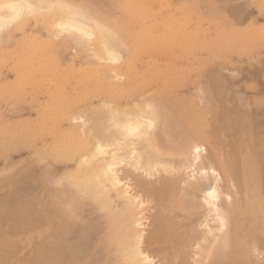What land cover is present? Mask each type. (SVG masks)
<instances>
[{
    "label": "rangeland",
    "instance_id": "1",
    "mask_svg": "<svg viewBox=\"0 0 264 264\" xmlns=\"http://www.w3.org/2000/svg\"><path fill=\"white\" fill-rule=\"evenodd\" d=\"M46 1H50L51 3L53 1L56 2V0ZM62 1L71 3L75 7V10L82 12L85 16L95 17L110 29L114 37H116V43L119 40L120 44H122V49L118 51L123 60H117V63L115 61H110L109 63L107 61L109 59L106 60V42L103 38L104 36H100L101 33H99L100 35L96 33L95 36L87 41V44H85V41L83 46L85 47L86 45L87 48H83L81 44L80 46H78L79 44L74 45L75 43L72 40L69 41L68 34L65 35L63 33L65 38L61 33L58 36V29L54 25L56 19L61 15V10H59L57 4H52V9L49 8V11H47L48 9L44 11L42 9V12L40 10L39 13H37L38 11L30 13L25 18L17 21L18 23L15 22L14 26L1 31L0 186L2 185L4 187H0V189H3V191L2 189L0 190V196H8V198L1 197L0 203L2 202L4 205L6 203L7 205L14 203L13 198H10L9 194L15 193L17 190L16 192H20L18 194L23 196L18 200H21V204H23L22 200H24V203L27 204L28 201V204L33 205L34 213L31 214L32 216L30 215L28 221L25 222V226L23 224L24 227H22V222L18 223L17 221L20 222L23 219L21 217L17 218L15 215H12L14 216L12 218L10 215L12 210L9 214H6L10 208L7 210L6 205L2 206L0 204L2 206H0V221L3 216L4 220L2 219V223H4L6 218H10L8 220L6 219L4 226L2 223L0 224V246H8L13 250L10 254H5V261H2L0 264H43L44 262L40 261L39 252L42 248L48 246H56L60 248L58 250L65 252L70 251L71 260L67 264H127L123 261L122 254L120 256L119 254L117 255L113 251V248L115 246L118 248V243L121 244L119 246L125 247V232L133 231L132 229L134 227L132 224L136 220L128 211L122 210L121 202L123 199H120L114 190L110 191V194L113 193L112 197L109 198L107 196L106 198L103 195L99 196V190H97L96 186L88 185L86 193L84 194L82 192L84 198L76 197L75 200L68 198L66 202L69 205L68 214L71 219L67 218L71 224L70 227L66 226L60 232V230L54 229L50 224L49 215L45 210H50L49 207L55 209V206L51 207L54 200L49 197L51 196L49 187L56 188L58 186L57 180L61 175H72L81 181L93 168L100 167L103 164L104 158L106 159L108 156H96L97 148L94 150V147L102 143H104L102 147L105 146L108 148V151L113 150L114 147H107L105 139L103 141L100 139L102 143L99 144L101 141L97 139L98 136L96 134H99L100 131H96L98 127L96 128L97 124L95 122L97 121L98 123V120H107L110 113L108 115L106 113L110 112V110L116 112L121 111V114L138 113L140 115V110L147 103H152V108L154 107L155 110H160L161 117L159 115L156 119V123L158 124L157 133L161 135V128L164 127L163 141L159 139V145L164 147V140L167 139L169 134L175 132L180 127L176 118V112H178L177 109L179 110V106L185 108L184 110L195 115V117H198V114L203 110L201 116L207 119L209 115H207L206 106L203 105L206 102L202 101V98L205 95L204 93L209 91L207 87L210 83L213 85L216 79L215 84L218 82L216 85L218 88V95H216L218 100L215 103L221 105L217 109L219 110L221 107L223 110L226 109L224 110L226 114H229V116L233 115L232 117L230 116V121L225 117L223 127L228 133H230L229 129L231 131L236 130L235 132H231L234 134L228 137V142L233 137L232 135H235L232 139L233 141L238 139L242 141L237 143L239 142L238 140L236 145L240 144L239 148L237 149L238 146L235 145L236 149L233 148V150L234 152H237V150L240 151L237 152V155H240L241 158L242 154H246L247 157H251L252 162L254 161L257 164L259 184L264 189V181L262 180L264 179V173L259 170V167L261 169L259 161H264V113H262L264 111V0ZM2 35L3 37H1ZM242 38L243 40H241ZM98 40H101L100 43L105 47L101 46ZM117 44L115 45L116 49H120V44L119 46ZM75 46L80 50L81 48L85 50L80 51ZM73 49L77 50L74 51ZM113 70H116V72H113ZM207 76L213 77L208 78ZM207 78L209 83L207 82ZM206 82L208 85H206ZM151 83H154L152 84L154 87L149 85ZM169 83L171 84L167 86ZM212 85L211 87H213ZM151 88H154L155 91L154 89L151 90ZM219 95L220 97H218ZM221 100L222 103H219ZM142 103L144 106H141ZM173 104L177 106L176 111ZM258 106L261 108V113ZM217 109L214 111H218ZM218 112H222L221 109ZM256 112L257 115L254 114ZM100 117L104 118L100 119ZM211 117L207 119V129L211 125V122L208 121ZM214 118L218 119L217 116ZM261 120L263 122L260 123L263 125L259 124V126H254L255 122L257 124ZM101 121L99 125L103 126L102 123L105 121ZM250 126L253 127L255 134L256 131L263 132L260 142H257L258 137L254 134L256 136L254 148H258L260 145L263 146V155L261 158L255 153L253 154L254 157L252 154L249 156L247 149H244L246 142L242 138V135L243 137L245 136V131H243L244 129L242 127ZM223 127L219 129L222 130ZM87 128L90 129L88 130ZM92 128L95 130L93 131ZM167 142L171 143V141ZM210 142L208 139L202 141L201 144H205L202 145L205 150L202 147H199L197 150L203 151L202 157H206V159L208 157V160L205 162H208L209 158L215 160L210 165L209 162L205 163V165L211 166V171H213V174H216L214 178H217V173L214 171L217 166V169L219 168L221 171L224 179L220 178L222 181L220 180L221 183L218 182L217 184V186L221 185L219 186L221 191L219 188L218 194L220 192L221 195H224V204L226 203L225 200L227 201L228 199L230 203H226V205H236L233 208H237L238 210H234L233 218H230V220L224 218V204L219 200L217 203L215 202L217 205L209 203L205 207V200L200 196V193L199 195L198 193L192 195L186 189H182V187L178 188L179 185L177 184H180L178 183L179 180L176 183L175 181L177 180L172 179H176V177L179 179V176H181L180 173H182L180 172L181 170H176L175 172L177 173H174L172 170L166 172L162 168V171L161 169L159 171V168H154L155 170L152 169L153 172L151 170L150 176V174L146 173L148 169L144 172L142 168L136 173L135 171L138 169L135 170L133 168V173L130 174L134 177L132 178L129 174L125 178L123 177L125 175H120L122 170L117 168L120 166L119 164L116 165V170H114L117 173L119 172L120 174L118 173V175L123 177L121 179L123 180L122 186L129 185V187L126 185V188L130 192L129 195H132L136 199L135 201H139V204H141V209L139 210L141 225L136 226V229L145 232L142 231L145 234L142 233L145 238L143 241H146L150 235H156V233L163 234L167 231L164 234L167 235L165 238L162 237V239L159 236L161 238L159 240L156 237L161 245L166 243V241L168 242V244H164L166 249L163 255L165 253L174 255L175 260H181L186 255L189 261L187 262L186 260L188 264H190L191 260V264L199 263L197 260H200L198 258L200 256V250L198 249H200L199 245L203 244L204 239L202 238H205L207 235V233L206 235L204 233L205 230L207 232L213 230L214 232H212L215 234V237L217 235L214 239L215 241L213 240L210 245L205 243L206 248L210 247V253L205 260V264H264V213L260 214V217L254 221L251 220L250 212L245 210V208H248L249 202L256 203L259 200L263 201L264 193L262 195L258 193V196L256 193H249L250 195L248 197L252 196L250 200L249 198L244 199L243 197L240 201L235 195H237L236 191L240 189L239 185L242 184L240 182L243 181L242 186H245L244 181L246 177L244 176L243 178V175L237 170H235L236 174L233 173V167L229 173H225L224 168H222L223 160L221 161V159H218V156L214 155L213 157L211 154L212 144ZM229 145H231V142ZM225 149L228 151V146L226 147L225 145ZM225 153L227 154L226 151ZM237 155L236 158H233L234 156L230 153L232 158L226 159L225 161H228L230 165L231 163L236 164L235 162H238L239 164L236 165L240 166L241 161ZM42 158L43 160H40ZM213 162L215 164L217 163L215 168H213ZM41 166L44 170L47 169L46 173L49 172V175L52 174H50L51 169L53 174L55 172L54 176L51 175L53 178L49 176L51 178L49 179L47 177L48 175L46 176L47 178H44L45 185L43 181L41 183V180H44V176L41 178V175H38L39 172L43 171H41ZM22 169L23 171L25 170V173L26 169L29 170L28 174L22 173ZM208 169L210 168L208 167ZM34 171L37 172L33 173ZM43 172L40 174H43ZM32 173L35 177L36 175L38 176L36 180ZM46 173L44 172V174ZM172 174L175 175L173 176ZM226 174H233V178L236 177L235 179H228L229 175L227 176ZM27 175H30V178ZM160 175L162 176L160 177ZM14 177L15 179L20 178L17 179L18 185H15L17 180L14 183L12 182V185L7 183L2 184L8 178L14 179ZM31 177L34 180H31ZM139 178L143 180L141 181ZM166 179H171L174 186H165L166 184L162 186L161 184ZM230 179L231 181L235 180L238 183V187H232L233 185H230L229 182ZM137 180L140 181L138 182ZM34 181L38 182H35L36 184H32L31 186V183H34ZM23 182L29 185L23 184ZM143 182L145 185H151V183L153 184L155 182L156 184L153 185L157 186V191L152 190L153 185L151 186V190H148L150 189L148 187L150 185L144 186L146 190L143 187L141 188L140 185ZM222 182L227 184L229 192H227L228 190L225 189L226 185H223ZM133 183L136 184L134 185ZM184 183H181V185L183 188L184 185L187 188V182L184 181ZM93 187L94 190L92 189ZM139 187L142 190L138 189ZM223 187L224 191H222ZM232 188H235V190L233 189V191ZM180 189L185 190L184 193ZM21 190L25 194H22ZM159 190L162 191L161 194ZM139 192L142 196L139 195ZM147 192H151L152 194L148 193V195L146 194ZM150 195L152 196L149 197ZM136 196L137 198H135ZM73 197L75 198V196ZM115 197L119 198L116 199ZM191 198L194 199L192 200ZM178 199H181V201H178ZM184 200H188V203L185 204L183 202ZM170 204L173 206L170 207ZM174 204H177L178 207L174 208ZM220 204H223V206ZM112 206L116 210H111L113 208ZM107 208H110L111 211L107 212L109 210ZM118 209L120 212H117ZM3 213L4 215L2 216ZM158 215L160 218H157ZM153 216L156 217L154 218ZM202 217L205 218L203 219ZM236 219L239 222L238 226L234 224ZM164 223L165 225H162ZM178 223L179 226L177 225ZM158 227L160 228L156 229ZM155 230H158V232H155ZM83 231L85 236L87 235L86 238L88 237L90 241L88 239L85 241L87 249L85 248L86 250L85 252L82 251L83 253L80 252L82 255L79 253L77 256V253H74L75 251L72 245ZM197 234H199V240L196 237ZM201 235L202 237H199ZM225 235L229 240L227 243H224ZM185 237L193 238L192 240L190 239V242ZM200 238L202 241H200ZM117 240H121V242ZM52 242L55 243L52 244ZM170 242L172 244H169ZM254 242L255 244H253ZM174 243L177 245L173 246ZM187 244L188 246L192 245L194 250L188 247L189 250ZM184 246L188 251L192 252L189 253L187 251L185 253ZM55 250L54 248L51 249L50 253L55 255ZM147 250L143 251V255L146 257L148 263L164 264L161 261V253L155 251L154 253L151 250V252ZM181 250H184L183 254ZM176 253L180 258H175ZM180 262L177 260V263L181 264ZM173 263L177 264L176 261Z\"/></svg>",
    "mask_w": 264,
    "mask_h": 264
},
{
    "label": "bare ground",
    "instance_id": "2",
    "mask_svg": "<svg viewBox=\"0 0 264 264\" xmlns=\"http://www.w3.org/2000/svg\"><path fill=\"white\" fill-rule=\"evenodd\" d=\"M38 2V3H37ZM229 2V1H228ZM54 5V4H57V6L59 7V10H61V15L56 19V21H55V25L54 26H56V28L58 29L57 31H58V33H57V35L59 34V33H61L62 34V36L64 35L63 33H65V35L66 34H68L67 36L70 38L69 39V41L70 40H72V42H74L75 44L74 45H76V44H79L78 46H80V44H81V46H83L84 45V43H85V41H86V43L85 44H87V41H89V39H91L93 36H95V34L96 33H101V35L100 36H104L103 38H104V40H105V46L103 45V44H101L100 43V41L101 40H98L99 41V43H100V45L101 46H104L105 48H106V51H105V58H106V60L107 59H109V60H107V61H109V63H110V61H117V60H123V59H121V55H120V50L122 49V44H120V42H119V40H117L118 42L117 43H119L120 44V46H121V48L120 49H116V47H115V45L117 44L116 43V37H114V35H113V33L110 31V29H108L104 24H102L100 21H98L95 17H88V16H85L82 12H80V11H78V10H75V7H73V5L71 4V3H67V2H65V1H62V0H56V2L55 1H53L52 3L49 1H46V0H0V35H1V31L2 30H4V29H6L7 30V28H10L11 26H14V23L15 22H17V21H19V20H21V19H23V18H25L26 17V15H28V14H30V13H33V12H37V13H39V11L41 10V12H42V9H43V11L45 10V9H48L47 11H49L50 9H52V6L51 5ZM221 4V3H220ZM233 4V3H232ZM233 5H236V4H233ZM237 6V5H236ZM127 7V6H126ZM224 7V6H223ZM50 8V9H49ZM54 8V7H53ZM236 8V7H235ZM238 8V7H237ZM58 10V9H57ZM238 11V10H237ZM36 13V14H37ZM35 14V13H34ZM42 14V13H41ZM40 14V15H41ZM43 15V14H42ZM231 15V14H230ZM237 15V14H236ZM18 23V22H17ZM16 23V24H17ZM55 28V29H56ZM54 29V28H53ZM54 34V33H53ZM65 35H64V38H65ZM59 36V35H58ZM66 36V39L68 38ZM1 37H3V35L1 36ZM51 37H53L52 35H51ZM61 37V36H60ZM55 38V37H54ZM62 38V37H61ZM102 38V37H101ZM68 40V39H67ZM104 40H103V42H104ZM241 40H243V38L241 39ZM2 42H4L3 40H2ZM261 42V41H260ZM69 43V42H68ZM116 43V44H115ZM119 44H117V46H119ZM76 48H77V46H75ZM85 47H86V45H85ZM84 46H83V48H85ZM103 47V48H104ZM87 48V47H86ZM78 49V48H77ZM77 49H73L74 51L75 50H77ZM89 49V48H88ZM117 51H116V50ZM78 50H80V49H78ZM82 50H85V49H82L81 48V50L80 51H82ZM119 50V51H118ZM87 51V50H86ZM78 52V51H77ZM119 52V53H118ZM122 52V51H121ZM74 53V52H73ZM80 53V52H79ZM170 53V52H169ZM94 54V53H93ZM96 54V53H95ZM81 55V54H80ZM124 56V55H123ZM84 57V56H83ZM97 57V56H96ZM95 57V58H96ZM259 57V56H258ZM254 58V57H253ZM84 59H86V58H84ZM83 59V60H84ZM97 60V59H96ZM251 60V59H250ZM248 61V60H247ZM118 62V61H117ZM116 62V63H117ZM251 62H252V60H251ZM102 63V62H101ZM90 65V64H89ZM251 65H252V63H251ZM113 67V66H112ZM214 67V66H213ZM110 69V68H109ZM113 69V68H112ZM114 69H116V68H114ZM221 69V68H220ZM116 72V70H113V72ZM110 72V71H109ZM176 72H177V70H176ZM175 72V73H176ZM214 72V71H213ZM218 72V71H217ZM111 73H112V71H111ZM116 74V73H115ZM211 74H212V72H211ZM107 75V74H106ZM216 75V74H215ZM214 75V76H215ZM219 75V74H218ZM115 76V75H114ZM151 77H153V76H151ZM208 77V76H207ZM211 77H213V76H211ZM210 76L208 77V78H211ZM216 77H217V75H216ZM208 78H207V82H208ZM218 78V77H217ZM113 79V78H112ZM116 79V78H115ZM203 79V78H202ZM213 79V78H212ZM211 79V80H212ZM211 80H210V82H211ZM213 81H214V79H213ZM216 81H217V79H216ZM216 81H214V84H215V82ZM207 82H206V85H208L207 84ZM209 83V82H208ZM218 83V82H217ZM217 83L214 85H212L211 83H210V85L207 87L208 89L207 90H209V91H206L204 94L205 95H203V98H204V100H203V98H202V101H204V102H206V104H203L204 106H206L205 108H206V111H207V115H209V116H207V119H208V117H211V118H209V122H211V125H209V127H208V129H207V119L206 118H204V117H202L201 116V113H202V111L198 114V117L196 116L195 117V115H193V114H190L187 110H184L185 108H183V107H180L179 105V110L177 109V106L175 105V104H173L174 105V107H175V111H176V109H177V111L178 112H176L175 114L177 115V122H178V124L180 125V127L179 128H177V130L175 131V132H173V133H171V134H169L168 135V137H167V139H165L164 140V142L165 143H163V145H164V147H162V146H160L159 145V139L161 140V141H163V131H164V127H162L161 128V131H160V133H161V135L159 134V133H157V130H158V124L156 123V119L158 118V116L160 115V110H155V108L153 107L152 108V103H147V105L145 106V107H143L142 108V110H140V115L138 114H134V113H125V114H121L120 112H116V111H111L110 110V112H107L106 114L108 115V113H110L109 114V117L107 118V120H103V121H101V120H98L99 122L97 123V121L95 122L96 124H97V126H96V128H97V132L98 131H100V133H101V135H100V133L98 134H96L97 136H98V138L97 137H95V138H97V139H102V141L105 139L106 140V145H107V147L108 146H113L114 148H113V150H107L108 148H106L105 146L104 147H102V144L104 145V143H102V141L99 143V142H97V143H99V144H101V145H99L98 146V144L96 145L97 147H94L95 149L94 150H96V148H97V150H96V156H100V157H102V156H105V155H107L108 157L105 159L104 158V162H103V164H101V166L99 167H97V168H93L92 169V171H90L89 172V174H87L81 181H79V179L77 180L76 178H75V176H72V175H61V177L57 180V187L54 189L52 186L51 187H49V190L51 191L50 192V194H51V196H49L51 199L53 198V200H54V203L53 204H51V207H54L55 206V209L53 208V209H51L50 207H49V209L50 210H48V209H45L46 210V213L49 215L48 217H49V220H50V224L54 227V229H56V230H60V232L62 231V230H64L63 228H65L66 226H68V227H70V220L68 219V218H70V216H69V214H68V210H69V205H68V203L66 202L67 201V199L68 198H71V199H73V200H75L76 199V197H78V198H82L83 197V193L85 194L86 193V189H87V187H88V185H92V186H96L97 187V190H99L98 191V194H99V196H105L106 198H107V196L110 198V197H112V194H110V191L111 190H114L115 191V193L120 197V199H123V201H124V203H123V201L122 200H120V201H122L121 202V207H122V210H125V211H128L129 212V214H131V216H133V218H135V223H133L132 225H133V227H134V229H132L133 231H129V232H125V234H123V235H125L124 236V238H126V245H125V247L123 246V247H121V246H119V244L120 243H118V242H121V240L123 241V239H121L120 241H118L117 243H118V248H117V246H115L114 248H113V251L118 255L119 254V256H120V254H122L121 256L123 257V261L124 262H126L127 264H150V263H148V261H147V259H146V257L143 255V251L145 250H147L148 248V250L150 251H155V252H157V253H161L162 254V257H161V261L164 263V264H175V263H173L174 261H176V263H177V260L178 261H181L180 263L181 264H188L187 262H189L188 261V257L185 255V256H183V258H181V260L180 259H177V260H175L174 259V255H170V254H168V253H165L164 255H163V253H164V251H165V249H166V247H165V245H166V243L168 244V242L166 241V243H162L163 245H161V243H160V239L163 237V238H165L167 235H164L165 234V232H167V231H165L163 234L161 233V234H158V233H156V235H150V236H148V238L146 239V241H143V240H145V238H144V236H143V234L145 233L143 230H137L136 229V226H140L141 225V222H140V217H139V213H140V209H141V204H139V201H135L136 199H134L133 198V196L132 195H129V189H127L126 188V185H123L122 186V184H123V180H121L123 177H128L129 176V174L130 173H133V168L136 170V169H138V170H136L135 172L137 173V171H140V169H144V172H146L145 170H147L148 169V171H149V173H148V171L146 172L147 174H150V176H151V170L153 169V170H155L156 168H159V171H160V169L162 168L163 169V171L165 170L166 172L168 171L169 172V170L171 171L172 170V172H174V173H177V172H175L176 170L177 171H179V170H181L180 172H182V173H180L181 174V176H179V179H178V177H176V179L174 178V179H172V180H177V181H175L176 183L178 182V180H179V182L178 183H180V184H177V185H179L178 186V188H181L182 187V189H186L189 193H191L192 195H194L195 193H198V195H199V193H200V196L201 197H203V199L205 200V203L206 204H204L205 205V207H206V205L208 206L209 205V203H214L215 205H217L216 203H217V201L219 200L220 202H222L223 204H224V195L222 194H220V192H219V194H218V191L220 190L221 191V188L219 187V186H221V185H218L217 186V184H218V182H220L221 183V179H224V177H222V173H221V171L219 170V168L217 169V167L215 166V165H217V163L215 164L214 162H213V168H215L216 167V169L214 170L216 173H217V178L215 177L214 178V176H216V174L214 173L213 174V171H211L212 169H211V166H208V165H205V163H208L209 162V165H210V163H212V161H215V160H213V159H210L209 158V161L208 162H205L206 160H208V157H207V159H206V157H202V154H203V151H201V150H197L199 147H204V146H202V145H205V144H201V142L202 141H206V139H208V140H210L211 142V144H212V151H211V154H212V156L214 157V155L215 156H218V159H221V161H222V168H224L223 170H224V172L225 173H229V171H231L230 169H232V167H233V169H232V171H233V173H235L236 174V171L235 170H237L238 172H240V174H242L243 175V178H244V176L246 177V179H245V181H244V187L242 186V184H243V178H242V182H240V183H242L241 185H239V187H240V189L239 190H237L236 191V194L237 195H235V196H237V198H239V200L241 201L242 199H243V197H244V199H247V198H249V200L251 199V197H248L250 194L249 193H251V194H253V193H256V195L258 196L259 194L260 195H262V193H264V189L262 188V187H260V184H259V179H258V175H257V171H258V169H257V164H255V162L253 161H251V157H247V155L246 154H242V158L240 157V155H237V152H240V151H238L237 150V152H234V150H233V148L234 149H236V146H238L237 147V149L239 148V145L240 144H237L236 145V142L239 140L238 138V140H232L233 139V137L235 136V135H232L233 137L232 138H230L229 139V142H228V137L229 136H231V134H234V133H231L232 131L229 129V131H230V133H228L227 131H225V129H224V122H225V117L226 118H228V121H230V118L233 116H229V114H226L225 112L226 111H224V110H226V109H222L221 107L219 108V110L221 109V111L222 112H218L219 110L217 109L219 106H221V105H217L215 102H216V100H218V98H217V96L216 95H218V88H217ZM152 84H154V83H151V84H149V85H151V86H153L154 87V85H152ZM160 84V83H159ZM171 83H169V84H167V86L168 85H170ZM199 84V83H198ZM164 85V84H163ZM211 85L213 86V87H211ZM125 86V85H124ZM143 86V85H142ZM148 86V85H147ZM201 86V85H200ZM149 87V86H148ZM164 87V86H163ZM209 87H211V88H209ZM219 87V86H218ZM165 88V87H164ZM127 89H129V88H127ZM131 89V88H130ZM147 89V88H146ZM149 89V88H148ZM154 89V88H153ZM152 88H151V90H153ZM143 90V89H142ZM146 91V90H145ZM150 91V90H149ZM154 91H155V89H154ZM130 92V91H129ZM144 92V91H143ZM152 92V91H151ZM146 94V93H145ZM114 95V94H113ZM141 95V94H140ZM193 95V94H192ZM115 96V95H114ZM238 96V95H237ZM198 97V96H197ZM218 97H220V95L218 96ZM231 97V96H230ZM233 97V96H232ZM57 98V97H56ZM143 98V97H142ZM215 98H217V99H215ZM224 98V97H223ZM227 98V97H226ZM239 98V97H238ZM244 98V97H243ZM199 99V98H198ZM227 100V99H226ZM242 100V99H241ZM157 102V101H156ZM199 102H200V99H199ZM217 102H219V101H217ZM230 102H231V100H230ZM237 102H238V100H237ZM239 102H241V101H239ZM251 102V101H250ZM106 103V102H105ZM219 103H222V100H221V102H219ZM252 103V102H251ZM250 103V104H251ZM103 104V103H102ZM109 104V103H108ZM113 104V103H112ZM200 104V103H199ZM216 104V105H215ZM224 104V103H223ZM233 104V103H232ZM237 104V103H236ZM105 105V104H104ZM104 105H103V107H104ZM110 105V104H109ZM138 105H139V103H138ZM141 105V104H140ZM106 106H107V104H106ZM135 106H136V104H135ZM141 106H144L143 105V103H142V105ZM239 106V105H238ZM241 106V105H240ZM140 107V106H139ZM138 107V108H139ZM173 107V106H172ZM201 107H203L202 105H201ZM225 107V106H224ZM101 108V107H100ZM106 108H109V107H106ZM242 108H244L243 106H242ZM260 107L258 106V109H259ZM111 109V108H110ZM125 109V108H124ZM215 109H217L218 111H214ZM257 109V110H258ZM104 110V109H103ZM106 110V109H105ZM108 111H109V109H107ZM129 110V109H128ZM131 110V109H130ZM139 110V109H138ZM170 110V109H169ZM71 111V110H70ZM97 111V110H96ZM122 111H123V109H122ZM100 112V111H99ZM105 112V111H104ZM228 112V111H227ZM258 112V111H257ZM257 112L256 113H254V114H256L257 115ZM262 111H261V108H260V113H261ZM93 113V112H92ZM102 113V112H101ZM123 113H124V111H123ZM163 113V112H162ZM252 113V112H251ZM259 113V114H260ZM262 113H264V111L262 112ZM100 114V113H99ZM105 114V113H104ZM106 114H105V116H106ZM248 114V113H247ZM83 115V114H82ZM173 115H174V112H173ZM215 115V116H214ZM226 115V116H225ZM255 115V116H256ZM262 115V114H261ZM81 116V115H80ZM97 116V115H96ZM100 116H102V115H100ZM104 116V115H103ZM200 116V117H199ZM217 116V118L218 119H215L214 117H216ZM74 117V116H73ZM93 117V116H92ZM160 117H161V115H160ZM164 117V116H163ZM235 117V116H234ZM82 118V117H81ZM90 118V117H89ZM95 118V117H94ZM102 118H104V117H102ZM101 117H100V119H102ZM251 118V117H250ZM255 119V118H254ZM77 120V119H76ZM94 120V119H93ZM164 120V119H163ZM227 120V119H226ZM85 121V120H84ZM100 121L101 122H104V123H102L103 124V126L102 125H99V124H101L100 123ZM231 121H232V119H231ZM92 122V121H91ZM233 122V121H232ZM231 122V123H232ZM236 122V121H235ZM234 122V123H235ZM260 122H263L262 120L261 121H259V122H257V124H256V122H255V124H254V126L255 125H258L259 126V124H261V125H263L262 123H260ZM231 123H229V124H231ZM233 123V124H234ZM86 124V123H85ZM84 124V125H85ZM104 124H106V125H104ZM232 124V125H233ZM99 125V126H98ZM260 125V126H261ZM85 126H87V125H85ZM114 126V127H113ZM233 126H235V125H233ZM238 126V125H237ZM236 126V127H237ZM88 127V126H87ZM92 127V126H91ZM220 127H223L222 128V130L221 129H219ZM227 127H228V125H227ZM239 127V126H238ZM59 128V127H58ZM86 128V127H85ZM244 130L243 131H245V136L243 137V135H242V138H243V140L246 142V147H244V149H247V151L249 152V156H251V154L253 155L254 153L256 154V155H258V156H260V158L262 157V155H263V146L262 145H260V147H258V148H254L255 146H254V143H255V140H256V136L258 137L257 138V142H260V140H261V138H262V135H263V132H261V131H256V134L254 133V131H253V127L252 126H250V127H242ZM256 128V127H255ZM83 129V128H82ZM88 129V128H87ZM90 129V128H89ZM88 129V130H89ZM93 129V128H92ZM111 129H114V130H111ZM238 129V128H237ZM95 129H93V131H94ZM239 130H241V129H239ZM84 131V130H83ZM82 131V132H83ZM236 131V130H235ZM235 131H233V132H235ZM221 132V133H220ZM223 132V133H222ZM258 132V133H257ZM52 133V132H51ZM90 133V132H89ZM91 133H93V132H91ZM95 133V132H94ZM238 133H240V132H238ZM256 136H255V135ZM93 135V134H92ZM94 136V135H93ZM92 138V137H91ZM234 139H236V138H234ZM231 140V141H230ZM96 141V140H95ZM167 141H171V143H168ZM231 142V145H229V143ZM240 142H242L241 140H239V142H237V143H240ZM226 143V144H225ZM227 143H228V145H227ZM70 144V143H69ZM257 144V143H256ZM223 145H224V147H223ZM225 145H226V147L228 146V151L225 149ZM233 145H234V147H233ZM236 145V146H235ZM208 146V145H207ZM208 147H210V146H208ZM230 147V148H229ZM109 149H110V147H109ZM204 149V148H203ZM205 150V149H204ZM227 152V154L225 153V151ZM47 151V150H46ZM46 151H44V152H46ZM43 152V153H44ZM205 152V151H204ZM233 152H234V154H233ZM50 153V152H49ZM230 153H231V155H233L234 157L233 158H236V155L238 156V158H239V160L241 161V164H240V166L238 167L236 164H239L238 162H235L236 164H234V163H231V165L230 164H228V161H225L226 159H229V158H232L231 156H230ZM245 153V152H244ZM46 154V153H45ZM54 154V153H53ZM63 154V153H62ZM61 154V155H62ZM236 154V155H235ZM203 156H205V155H203ZM60 157V156H59ZM253 157H254V155H253ZM57 159V158H56ZM40 160H43V158L42 159H40ZM64 160V159H63ZM259 160V159H258ZM38 161V160H37ZM81 161V160H80ZM83 161V160H82ZM96 161H98V160H96ZM51 162V161H50ZM85 162V161H84ZM53 163H55V162H53ZM259 163H260V166H261V169H260V167H259V170H260V172H263L264 173V161H259ZM37 164H38V162H37ZM40 164V163H39ZM43 164V163H42ZM120 164V166L119 167H121V168H119V167H117L118 169H121L122 170V172H118L120 175H125V176H120V175H118V173L115 171L116 170V165H119ZM176 164H178L177 166H175ZM46 165H47V163H46ZM45 164H44V166H46ZM230 165V166H229ZM40 166V165H39ZM31 167H32V165H31ZM31 167H28V168H31ZM207 169H206V168ZM208 167L210 168V169H208ZM27 168V169H28ZM36 168V167H35ZM40 168H42V166L40 167ZM45 168V167H44ZM155 168V169H154ZM26 169V173L23 171V169H22V173H25V174H28V171L29 170H27ZM39 169V168H38ZM49 169H51L50 167H49ZM115 169V170H114ZM162 169H161V171H162ZM33 170V169H32ZM31 170V171H32ZM44 171L45 173L47 172V169H41V171ZM153 170H152V172H153ZM218 170H219V172H218ZM37 171H39V170H37ZM37 171H34L33 173H36ZM42 171V172H43ZM21 172V171H20ZM42 172H39L38 173V175L40 176L41 175V178L43 177V179L47 176L49 179H51V178H53V176H54V174H55V172H54V174H53V172H52V169H51V172H50V174L51 175H53V176H51V175H49V172L48 173H46V174H44V172H43V174H40V173H42ZM124 172V173H123ZM165 172V173H166ZM172 172H170V173H172ZM32 173V174H33ZM123 173V174H122ZM164 173V174H165ZM30 174V173H29ZM65 174V173H64ZM126 174H128V175H126ZM157 174V173H156ZM167 174V173H166ZM179 174V173H178ZM238 174V173H237ZM131 176H132V178L134 177L132 174H130ZM152 175H153V173H152ZM154 175H155V172H154ZM154 175H153V178H154ZM171 175V174H170ZM173 175V174H172ZM175 175V174H174ZM173 175V176H174ZM220 175V176H219ZM227 175V174H226ZM229 175V174H228ZM227 175V176H228ZM16 176V175H15ZM26 176V175H25ZM28 176V175H27ZM30 176V175H29ZM28 176V177H29ZM33 176H34V174H33ZM49 176H51V178L49 177ZM60 176V175H59ZM148 176V175H147ZM162 175H160V177H161ZM178 176V175H177ZM233 174L231 175H229L228 176V179L229 178H233ZM241 176V175H240ZM28 177H27V179H28ZM35 177V176H34ZM36 177L38 178V176L36 175ZM36 177H35V180H36ZM46 177V178H47ZM172 177V176H171ZM181 177V178H180ZM236 177V176H235ZM235 177L233 178V179H235ZM19 178V177H18ZM17 178V179H18ZM26 178V177H25ZM30 178V177H29ZM41 178H39L40 180H41ZM58 178V177H57ZM129 178H131V177H129ZM142 178V177H141ZM144 178V177H143ZM152 178V177H151ZM168 178V177H167ZM221 178V179H220ZM227 178V177H226ZM14 179H15V177H14ZM12 179V178H8L6 181H3V183L2 184H4V183H7V184H10V185H12V182L14 183V181H16L17 179ZM20 179V178H19ZM22 179V178H21ZM33 178L31 177V180H32ZM38 179V180H39ZM140 179V178H139ZM160 179V178H159ZM29 180V179H28ZM28 180H27V182H28ZM30 180V181H31ZM34 180V179H33ZM40 180H39V182H40ZM141 180V179H140ZM139 180V181H140ZM143 180V179H142ZM141 180V181H142ZM147 180V179H146ZM218 180V181H217ZM221 180V181H220ZM263 181H264V179H262ZM21 181V180H20ZM25 181H26V179H25ZM42 181H43V184L45 185V179L44 180H41V183H42ZM48 181V180H47ZM79 181V182H78ZM138 181V180H137ZM138 181V182H139ZM166 181V182H165ZM165 181H163V183L161 184L162 186L163 185H165V186H169V185H172V186H174V183H172L171 182V179H166ZM183 181V182H182ZM184 181L185 182H187L186 183V185H188V187L187 188H185V185H184V188H183V186L181 185V183L183 184L184 183ZM35 182H38V181H34V183L32 182L31 183V186H32V184H36ZM54 182V181H53ZM132 182V181H131ZM149 183H150V181H148ZM147 182V183H148ZM171 182V183H170ZM224 182H225V180H224ZM230 185H233L232 187H235V186H237L238 187V183H236L235 182V180L234 181H231V179H230ZM231 182H233V183H231ZM142 183V182H141ZM140 183V184H141ZM146 183V184H147ZM223 183V182H222ZM226 183V182H225ZM225 183H223V185L225 184ZM239 183V184H240ZM19 183H18V180H17V183H15V185H18ZM23 184H28V183H24L23 182ZM39 184V183H38ZM37 184V185H38ZM134 185L136 184V183H133ZM138 184V183H137ZM153 184H156L155 182L153 183ZM152 183H151V185L150 184H147V185H145L144 184V182H143V184L142 185H140L141 186V188L143 187L144 188V186L146 187V186H148V185H150V186H148L150 189H148V190H151L152 188V190H156L157 189V186L156 185H153ZM185 184V183H184ZM29 185V184H28ZM55 185V184H54ZM153 185V186H152ZM160 185V184H159ZM226 186H225V189H229L228 188V186H227V184H225ZM2 186V185H1ZM0 186V187H1ZM9 186V185H8ZM24 186V185H23ZM49 186V185H48ZM56 186V185H55ZM128 187H129V185H127ZM133 186V185H132ZM137 186H139V185H137ZM151 186H152V188H151ZM262 186V185H261ZM4 186H2V188H3ZM6 187H7V185H6ZM20 187H21V184H20ZM29 187V186H28ZM45 187V186H44ZM47 187V186H46ZM95 187V188H96ZM124 187V188H123ZM147 187V188H148ZM156 187V188H155ZM1 188V189H2ZM16 188V187H15ZM48 188V187H47ZM51 188H52V190H51ZM140 187L138 188V189H141ZM220 188V189H219ZM243 188V189H242ZM258 188H259V190H258ZM0 189V190H1ZM4 189H6V188H4ZM23 189H24V187H23ZM93 190H94V187L92 188ZM145 190H146V188H144ZM171 189H172V187H171ZM174 189V188H173ZM182 189H180L181 191H183ZM219 189V190H218ZM235 190V188H232V190ZM237 189V188H236ZM15 190V189H14ZM30 190V189H29ZM48 190V189H47ZM46 190V191H47ZM83 190V191H82ZM136 190H137V187H136ZM135 190V191H136ZM142 190V189H141ZM168 190V189H167ZM166 190V191H167ZM233 190V191H234ZM2 191H3V189H2ZM17 191V190H16ZM15 191V193L13 192V193H11V194H9V197L10 198H13V202L14 203H10V204H8L7 205V203L5 204L6 206H7V210H8V208H10L9 209V211H8V213H6V214H9V212L12 210V212H10V215L12 216V215H15L17 218H19V217H21L23 220H21L20 222L19 221H17L18 223H21V225H22V227H24L25 226V222L26 221H28V218L30 217V215L32 214V213H34V209H33V205L31 206L30 204H28V201H27V204L26 203H24V200H22L23 201V204H21V200H18L22 195H20V194H18V193H20V192H16ZM157 191V190H156ZM156 191H155V193H156ZM170 191V190H169ZM185 191V190H184ZM184 191H183V193H184ZM222 191H224V187H223V190ZM232 191V192H233ZM83 192V193H82ZM159 192H160V194H161V190H159ZM227 192H229V190L227 191ZM21 193L22 194H25V192L23 193L22 192V190H21ZM152 194L151 192H147L146 194ZM179 193L180 194H182V192H180L179 191ZM235 193V192H234ZM259 193V194H258ZM31 194V193H30ZM33 194V193H32ZM97 194V193H96ZM148 194V195H149ZM111 195V196H110ZM116 195V196H117ZM139 195H141L140 194V192H139ZM147 195V196H148ZM154 195H158V194H154ZM169 195V194H168ZM197 195V194H196ZM195 195V196H196ZM203 195V196H202ZM220 195V196H219ZM28 196V195H27ZM26 196V197H27ZM34 196V195H33ZM33 196H31V197H33ZM39 196V195H38ZM73 196H75V198L73 197ZM142 196V195H141ZM152 195H150L149 197H151ZM162 196V195H161ZM165 196H167L166 194H165ZM182 196V195H181ZM1 197L2 196H0V199H1ZM5 197V196H4ZM4 197H2V198H4ZM7 198H8V196H6ZM5 197V198H6ZM23 197V196H22ZM119 197H117V198H119ZM197 197V196H196ZM6 198V199H7ZM9 198V199H10ZM34 199H36L35 197H33ZM84 198V197H83ZM116 198V197H115ZM116 198V199H117ZM135 198H137V196L135 197ZM162 198H164V197H162ZM182 198V197H181ZM220 198V199H219ZM225 198H227V197H225ZM257 198V197H256ZM155 199V198H154ZM192 199V198H191ZM194 199V198H193ZM192 199V200H193ZM221 199H222V201H221ZM264 199V198H263ZM11 200V199H10ZM17 200V202H15ZM183 200V199H182ZM189 200V199H188ZM188 200L187 201H183L185 204H187L188 203ZM192 200H191V202H192ZM2 201H4L3 199H2ZM20 203H19V202ZM52 201V200H51ZM178 201H181V199H178ZM227 201H228V199H227ZM226 200H225V202L226 203H230L229 201L227 202ZM12 202V201H11ZM114 202V201H113ZM191 202H189V203H191ZM216 202V203H215ZM8 203H9V200H8ZM141 203V202H140ZM166 203V202H165ZM178 203V202H177ZM195 203V202H194ZM226 203L224 204V212H225V214H224V218L227 220H230V218H233V213H234V210L235 209H237V208H233V207H235L236 205H234V206H231V204H229V205H226ZM2 206L4 205V203H0ZM77 204V203H76ZM117 204V203H116ZM155 204V203H154ZM181 204V203H180ZM223 204H220V205H222L223 206ZM0 205V206H1ZM4 205V206H5ZM53 205V206H52ZM171 205V204H170ZM175 206H174V208H177L178 206H177V204H174ZM179 205V204H178ZM226 205V206H225ZM233 205V204H232ZM1 206V207H2ZM162 206V205H161ZM173 205H171L170 207H172ZM188 206V205H187ZM113 208H111V210H116L115 209V207L114 206H112ZM118 207V206H117ZM116 207V208H117ZM154 207V206H153ZM183 207V206H182ZM190 207H192V206H190ZM47 208V207H46ZM102 208H104V206H102ZM110 208H107V209H109V210H107V212L109 211H111L110 210ZM157 208H159V207H157ZM208 208V207H207ZM106 209V208H105ZM222 209V208H221ZM6 210V209H5ZM6 210V211H7ZM161 210H162V208H161ZM160 210V211H161ZM165 211H167L166 209H164ZM238 210V209H237ZM38 211V210H37ZM120 212V210L118 209L117 210V212ZM158 211H159V209H158ZM165 211H163V212H165ZM149 212H151V211H149ZM154 212V211H153ZM162 212V211H161ZM173 212V211H172ZM11 213H13V214H11ZM168 213H169V211H168ZM61 214V215H60ZM114 214V213H113ZM120 214V213H119ZM152 214V213H151ZM4 215V213L2 214V216ZM63 215V216H62ZM170 215V214H169ZM208 215V214H207ZM1 216V215H0ZM7 216V215H6ZM32 216V215H31ZM65 216H66V218H65ZM175 216V215H174ZM188 217H189V215H187ZM14 216H12V218H13ZM15 217V219L16 220H18L17 218ZM124 217V216H123ZM154 218L156 217V216H153ZM167 217H168V215H167ZM20 218V219H21ZM120 218V217H119ZM157 218H160V216L158 215V217ZM166 218V217H165ZM203 218V217H202ZM205 218V217H204ZM203 218V219H204ZM3 220H4V216H3V218H2ZM2 219H1V221H0V224L2 223ZM7 220L8 219H10L9 217L8 218H6ZM6 219H5V221H4V223L6 222ZM71 219V218H70ZM15 220V221H16ZM152 220H154V219H152ZM167 220V219H166ZM202 220V219H201ZM12 221V220H11ZM165 221V220H164ZM13 222V221H12ZM167 222V221H166ZM204 222V221H203ZM4 223H2V225L4 226ZM180 223V222H179ZM179 223L177 224L178 226H179ZM23 224H24V226H23ZM154 224V223H153ZM157 224V223H156ZM187 224V223H186ZM201 224H203V223H201ZM20 225V226H21ZM50 225V226H51ZM126 225V224H125ZM162 225H165V223L164 224H162ZM173 225V224H172ZM193 225V224H192ZM192 225H190V226H192ZM2 226V227H3ZM19 226V227H20ZM201 226V225H200ZM19 227H17L18 229H20ZM21 227V228H22ZM161 227V226H160ZM160 227H158V228H156V229H159ZM175 227V226H174ZM180 227H182L181 225H180ZM202 227V226H201ZM62 229V230H61ZM22 230H24V229H22ZM25 230H26V228H25ZM166 230V229H165ZM189 230V229H188ZM204 230V229H203ZM87 230H85V232H86ZM144 233H143V232ZM158 232V230H155V232ZM213 230H209L208 232L205 230L204 231V233H205V235H206V233H207V237L205 236V238H202V239H204V241H203V244H202V242H201V244L202 245H199L200 246V249H198V250H200V256L198 257V258H200V260H197L199 263L198 264H205V260H206V258L209 256V253H210V247H207L206 248V244L205 243H208L209 245L211 244V242H213V240L217 237V235H216V237H215V234L212 232ZM197 232V231H196ZM196 232H194V233H196ZM201 232H203V231H201ZM200 232V233H201ZM87 233H88V231H87ZM90 233V232H89ZM143 233V234H142ZM179 233V232H178ZM190 233H191V231H190ZM194 233H193V235H194ZM199 233V234H200ZM215 233H216V231H215ZM169 234V233H168ZM170 234H171V232H170ZM199 234H197L196 235V237L198 238V235ZM217 234H218V232H217ZM145 235V234H144ZM193 235H191V236H193ZM220 235V234H219ZM87 236V235H86ZM86 236H85V234H84V231L83 232H81V234H80V236H79V238L76 240V242H74L73 243V249H74V253L78 256L79 255V253L81 252V253H83V252H85V250L87 249L86 247H87V245H85V241L88 239V237L86 238ZM159 236H161V238H159ZM183 236H184V234H183ZM204 236V235H203ZM156 237H158L159 238V240H157V238ZM169 237V236H168ZM199 237H202V235L201 236H199ZM162 238V239H163ZM176 238V237H175ZM187 240H192V238L191 237H185ZM256 238V237H255ZM195 239V238H194ZM56 240V239H55ZM89 240V239H88ZM176 240V239H175ZM191 240H190V242H191ZM198 240H199V238H198ZM259 240V239H258ZM90 241V240H89ZM129 241V242H128ZM173 241V240H172ZM200 241H202L201 240V238H200ZM215 241V240H214ZM229 240H228V238H227V236L225 235L224 236V243H227ZM184 242H186V241H184ZM188 242V241H187ZM55 242H52V244H54ZM87 243H88V241H87ZM86 243V244H87ZM179 243V242H178ZM183 243V242H182ZM192 243H193V241H192ZM256 243H257V241H256ZM123 244V243H122ZM169 244H172L171 242L169 243ZM180 244V243H179ZM195 244L197 245V243L195 242ZM194 244V245H195ZM205 244V245H204ZM253 244H255V242L253 243ZM252 244V245H253ZM261 244V243H260ZM117 245V244H116ZM121 245V244H120ZM177 245V244H176ZM175 245V243L173 244V246H176ZM186 245V244H185ZM193 245V246H194ZM195 245V246H196ZM258 245V244H257ZM4 246V245H3ZM168 246V245H167ZM198 246V245H197ZM204 246H205V248H204ZM171 247V246H170ZM182 247V246H181ZM180 247V248H181ZM185 247V246H184ZM188 247H190V249L192 248V245H190V246H188V244H187V248ZM253 247V246H252ZM251 247V248H252ZM56 249L54 252L56 253L55 255L54 254H52V253H50V250L51 249ZM71 248V249H72ZM86 248V249H85ZM174 248V247H173ZM186 247H185V250L186 251H184V250H181L182 251V254H183V251L186 253L187 251H188V249H187ZM256 248V247H255ZM58 249H60V248H57L56 246H48V247H46V248H42L41 249V251L39 252V258H40V261L41 262H44L43 264H67L68 262H70V260H71V254L67 251V252H65V251H61V250H58ZM189 249V250H190ZM193 249V248H192ZM191 249V250H192ZM253 249V248H252ZM147 250V251H148ZM194 250V249H193ZM256 250V249H255ZM11 251H13L12 250V248L11 247H2V246H0V263H2V261H5L4 260V258L6 259V257H5V254H10L11 253ZM83 251V252H82ZM150 251V252H151ZM119 252V253H118ZM152 252V253H153ZM154 252V253H155ZM189 253H191L190 251H188ZM256 253H257V251H255ZM258 252H259V250H258ZM80 253V255H82ZM178 253V252H177ZM176 253V254H177ZM184 253V254H185ZM188 254V253H187ZM155 256H157V255H155ZM176 256H178V257H176ZM258 257V256H257ZM158 258V257H157ZM175 258H180L179 257V255L177 254V255H175ZM184 258H186V259H184ZM194 258V257H193ZM159 259V258H158ZM183 259V260H182ZM189 259H190V256H189ZM174 260V261H173ZM186 260H187V262H186ZM161 261H160V263H161ZM192 261V260H191ZM191 261H190V264H191ZM38 264V263H37ZM162 264V263H161ZM177 264H179V263H177ZM193 264V263H192Z\"/></svg>",
    "mask_w": 264,
    "mask_h": 264
},
{
    "label": "crops",
    "instance_id": "3",
    "mask_svg": "<svg viewBox=\"0 0 264 264\" xmlns=\"http://www.w3.org/2000/svg\"><path fill=\"white\" fill-rule=\"evenodd\" d=\"M248 205H249L248 208L247 209L245 208V210L247 212H250L249 215L251 217V220H254L255 221L256 218H259L260 217V214L264 213V200L263 201H260L259 200L256 203L249 202ZM255 212H257V213H255ZM234 224H235V226H238L239 225V222L237 221V219L234 222Z\"/></svg>",
    "mask_w": 264,
    "mask_h": 264
}]
</instances>
